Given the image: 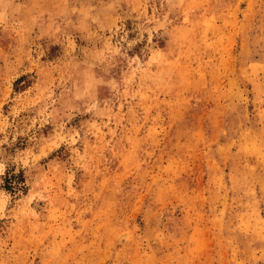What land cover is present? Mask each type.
Here are the masks:
<instances>
[{"label":"rangeland","instance_id":"1","mask_svg":"<svg viewBox=\"0 0 264 264\" xmlns=\"http://www.w3.org/2000/svg\"><path fill=\"white\" fill-rule=\"evenodd\" d=\"M0 264H264V0H0Z\"/></svg>","mask_w":264,"mask_h":264}]
</instances>
